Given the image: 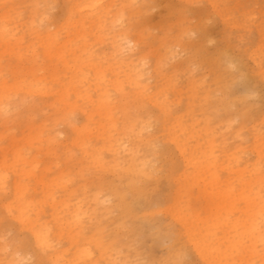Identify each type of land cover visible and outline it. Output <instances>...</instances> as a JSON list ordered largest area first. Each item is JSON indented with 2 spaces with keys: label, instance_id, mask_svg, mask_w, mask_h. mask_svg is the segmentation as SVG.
<instances>
[{
  "label": "rangeland",
  "instance_id": "1",
  "mask_svg": "<svg viewBox=\"0 0 264 264\" xmlns=\"http://www.w3.org/2000/svg\"><path fill=\"white\" fill-rule=\"evenodd\" d=\"M260 171L264 0H0V264H264Z\"/></svg>",
  "mask_w": 264,
  "mask_h": 264
},
{
  "label": "bare ground",
  "instance_id": "2",
  "mask_svg": "<svg viewBox=\"0 0 264 264\" xmlns=\"http://www.w3.org/2000/svg\"><path fill=\"white\" fill-rule=\"evenodd\" d=\"M108 117V116H107ZM111 123V122H110ZM261 139V137H259V136H256L255 135V141H256V143L257 142H259V140ZM179 148H180V152H181V155H182V157H183V160L184 161H186V162H188L189 160H188V158L185 156V148H183L182 147V145L181 144H179ZM258 153H259V151H258ZM261 161V160H260ZM255 166H257V163H255L254 164V169L255 170H259L260 168H256ZM254 178H256L257 180H259V181H261V182H264V173H262L261 171L259 172V173H257V174H255V177ZM42 183V182H41ZM18 188V186L16 187V189ZM48 190V189H47ZM19 191H18V189L16 190V193H18ZM43 196V195H42ZM259 198H260V201H259V203H262V205H264V194H263V196H261V195H259ZM51 200H53V199H51ZM55 200V199H54ZM31 206V205H30ZM83 206V205H82ZM11 207V205H10V202L9 203H7L6 204V208H10ZM18 213L16 214V219L17 220H19V221H22V222H24L25 221V218H24V211H23V209L22 208H19L18 210ZM74 211V210H73ZM83 211L81 210V207H79L78 206V208L75 210V212L71 215V217L72 218H74V219H76V221L77 220H80V217H81V215L83 214L82 213ZM29 214V213H28ZM71 218V219H72ZM56 222V221H55ZM186 232H187V234L189 235V228L187 227L186 228V230H185ZM248 232H249V235L250 234H252V233H255V231H258V228H252L251 229V227H249L248 228V230H247ZM49 232V231H48ZM259 234L260 235H263V233H261V232H259ZM32 236H33V239H34V241H36L37 240V238H47V235L45 234V233H42L41 231H38V230H33L32 231ZM234 237V236H233ZM252 237V236H251ZM235 239V238H234ZM189 240L191 241V243L193 244V246H194V248H195V250H196V252L198 253V255H200V256H202V257H204V254H203V250H204V247L202 246V243H200V241L199 240H196V239H194V238H192V237H189ZM228 242L229 243H232L233 242V239H231V238H229L228 239ZM233 245V244H232ZM49 258H47L48 260H49V262L51 263V264H58L59 262H60V260L59 259H61L62 257H63V254H60V253H57V254H50L49 256H48ZM66 264H73L72 262H67Z\"/></svg>",
  "mask_w": 264,
  "mask_h": 264
},
{
  "label": "snow or ice",
  "instance_id": "3",
  "mask_svg": "<svg viewBox=\"0 0 264 264\" xmlns=\"http://www.w3.org/2000/svg\"><path fill=\"white\" fill-rule=\"evenodd\" d=\"M52 247V241L48 238H37L34 242L30 237L20 234L12 243L9 244L6 251L12 252L14 249H24L27 255L15 262V264H48L42 259L47 250ZM19 255V252L16 253ZM186 253L182 250L180 258L176 259L172 264H189L184 258Z\"/></svg>",
  "mask_w": 264,
  "mask_h": 264
}]
</instances>
